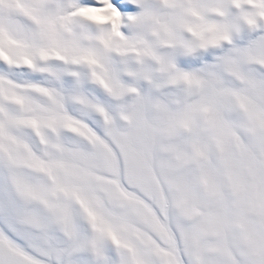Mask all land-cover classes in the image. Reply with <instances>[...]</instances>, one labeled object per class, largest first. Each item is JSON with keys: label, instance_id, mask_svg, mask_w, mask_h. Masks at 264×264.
<instances>
[{"label": "snow or ice", "instance_id": "6c2138e0", "mask_svg": "<svg viewBox=\"0 0 264 264\" xmlns=\"http://www.w3.org/2000/svg\"><path fill=\"white\" fill-rule=\"evenodd\" d=\"M0 264H264V0H0Z\"/></svg>", "mask_w": 264, "mask_h": 264}]
</instances>
